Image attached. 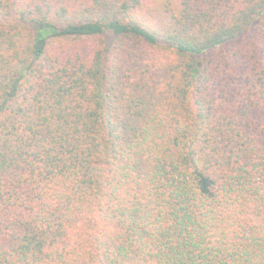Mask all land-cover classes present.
Listing matches in <instances>:
<instances>
[{
    "label": "trees",
    "instance_id": "16d2710c",
    "mask_svg": "<svg viewBox=\"0 0 264 264\" xmlns=\"http://www.w3.org/2000/svg\"><path fill=\"white\" fill-rule=\"evenodd\" d=\"M0 264H264V0H0Z\"/></svg>",
    "mask_w": 264,
    "mask_h": 264
}]
</instances>
